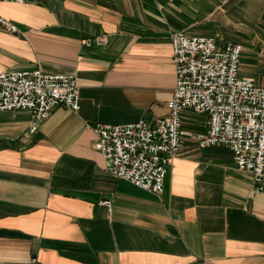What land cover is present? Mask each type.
<instances>
[{"label":"crops","instance_id":"crops-1","mask_svg":"<svg viewBox=\"0 0 264 264\" xmlns=\"http://www.w3.org/2000/svg\"><path fill=\"white\" fill-rule=\"evenodd\" d=\"M0 15L19 29L0 26V72L72 75L81 92L34 134L31 112L0 111V264H264V196L229 148L184 136L154 194L108 171L94 131L169 116L176 32L242 45L240 77L264 87V0H23ZM208 121L186 110L182 130Z\"/></svg>","mask_w":264,"mask_h":264},{"label":"built area","instance_id":"built-area-1","mask_svg":"<svg viewBox=\"0 0 264 264\" xmlns=\"http://www.w3.org/2000/svg\"><path fill=\"white\" fill-rule=\"evenodd\" d=\"M23 0H0L22 2ZM0 26L19 33L16 24L0 15ZM177 75L168 117L154 124L141 119L127 124L94 126L96 149L108 161V171L154 194H162L170 163L180 152L183 137L201 148L221 146L234 154L237 170L252 175V194L264 196V87L239 75L243 47L216 38L171 35ZM105 46L108 37L88 39ZM81 92L72 75L36 71L0 72V111L27 110L32 114L30 133L60 107L81 108ZM192 110L209 118L206 133L182 130V113ZM112 210V203L100 202Z\"/></svg>","mask_w":264,"mask_h":264}]
</instances>
